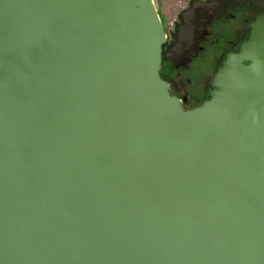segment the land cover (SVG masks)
Here are the masks:
<instances>
[{"label":"water","instance_id":"1","mask_svg":"<svg viewBox=\"0 0 264 264\" xmlns=\"http://www.w3.org/2000/svg\"><path fill=\"white\" fill-rule=\"evenodd\" d=\"M250 26L185 108L155 0H0V264H264Z\"/></svg>","mask_w":264,"mask_h":264},{"label":"flooded vegetation","instance_id":"2","mask_svg":"<svg viewBox=\"0 0 264 264\" xmlns=\"http://www.w3.org/2000/svg\"><path fill=\"white\" fill-rule=\"evenodd\" d=\"M158 11L165 29L160 72L188 108L210 95L215 72L249 37L250 23L264 15V3L187 0L170 18Z\"/></svg>","mask_w":264,"mask_h":264},{"label":"rangeland","instance_id":"3","mask_svg":"<svg viewBox=\"0 0 264 264\" xmlns=\"http://www.w3.org/2000/svg\"><path fill=\"white\" fill-rule=\"evenodd\" d=\"M187 0H155L157 8L166 17L174 15L176 10L183 6Z\"/></svg>","mask_w":264,"mask_h":264}]
</instances>
